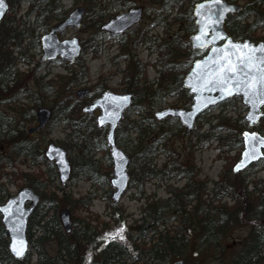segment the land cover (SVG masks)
Returning a JSON list of instances; mask_svg holds the SVG:
<instances>
[{
    "label": "rangeland",
    "instance_id": "1",
    "mask_svg": "<svg viewBox=\"0 0 264 264\" xmlns=\"http://www.w3.org/2000/svg\"><path fill=\"white\" fill-rule=\"evenodd\" d=\"M247 1L235 0L242 5ZM62 2L67 13L79 5L86 7L82 27L71 28L64 34L66 36L77 35L83 43V53L79 62H85L87 66L88 78L86 82L76 85L70 79L68 65L63 61L40 63L41 48L35 45V41L26 39L24 41L26 53H21V57L18 54V58L23 60L19 62L16 72L13 74L17 81H11L5 88L0 87V121L8 116V120H13L16 127L26 130L29 141L40 145L43 150L51 141L61 143L67 149L73 167V177L62 186L75 198L85 197L90 193L94 196L89 207L71 209L66 204L62 207L70 209L73 221L72 230L67 233L82 227L80 221L76 223V219H85L101 228V234L115 236L118 239H121L122 236L121 240L129 242L136 234V225L145 218L152 221L150 213L142 212L147 206V202L149 205L151 204L149 209L154 211L159 208L158 203L161 204L162 201L170 197L169 191H171L172 194H183V199L186 201L179 205L174 202L170 207L175 210L169 209L162 212L164 219L168 220L167 226L163 230L168 229L167 231L171 233L184 231L189 236L191 243L197 242L196 236L199 235H195L197 232L190 230V227H185L188 225V221L182 223L180 217L182 210L195 217L197 213L201 214L204 211H210L212 214L215 206L220 204L229 209L223 215H230L232 220L226 231L219 237L218 242L215 244L212 242L207 248L208 250L201 254L194 250L191 254L189 253L188 258H185L190 264H229L253 228L259 224L262 225L263 215L260 217V213L264 210V156L257 163L240 171L235 170V165L240 160L244 149L243 132L257 129L256 131L264 133V123L260 122L255 125L256 127L254 126L256 128L254 129L249 127L244 119L240 121V116H243L247 111V106L238 97L226 100L220 107L216 105L206 110L198 118L195 128L189 133H186L183 126L176 120L168 121L163 128H157L153 133L160 132L166 136L165 141L162 139L164 145L158 146L160 153L154 162V167L159 169L168 159H174L189 175H178L174 171L175 174L169 177L151 178L145 181L144 188L141 187V181L135 178V183L127 190L121 201L114 203L109 195L112 190L110 184L102 186L100 182L91 179L90 174L92 173L88 171L85 173L82 169L86 167L84 158L90 156L84 151L86 139L96 143L88 142L93 150L91 152L92 160L98 165L99 171L102 174H108V177L112 173V161L110 157H107L109 148L104 149L103 145H100V142L105 140L107 127L97 128L95 115L83 113L81 109L84 101L76 99V91L82 86H93L95 81L102 77L107 78L109 87L124 91L123 87L127 83L123 80L129 73L133 78H143L148 85L154 88L159 85L165 86L170 80L163 79L161 81L158 70L160 65L156 62L159 53L153 51L154 47L148 45V39L152 38L157 42H162L165 38H169L179 25L177 22L167 23L166 26L161 23L156 24L155 19L158 17L156 10H158L159 3L153 0H62ZM125 3L130 7L143 5L149 13L146 14L145 11L142 21L122 35L113 36L103 31L100 27L101 24L127 9L129 6H124ZM188 5L187 7L191 9L192 4ZM26 7L25 2L21 4L18 19L22 18ZM193 32L195 31L185 34L186 41L190 42V35ZM262 34V28L256 30V36H262ZM258 40L261 39L256 41ZM14 56H16L15 53ZM177 59L188 61V57L183 56H179ZM71 66L77 71L78 68L79 71L82 70L78 63ZM140 83L142 84L143 81ZM139 95L140 98L133 106L134 111L130 113L129 118H137L140 115L153 117L154 112L161 108L167 106L188 107L191 103L188 98L171 94L151 105L144 88H141ZM37 99L42 101L41 105L50 106L54 110L55 117L54 121L46 128L30 134L28 127L36 123V108L40 105L36 104ZM33 111L35 114L32 117ZM217 114H222L220 119L218 117L219 120L216 119ZM71 117L72 119H69ZM222 117L230 122L233 121L232 130L222 126L224 125L221 121ZM71 122L81 124L82 131L79 134L74 133V127L70 126ZM214 124L217 127H214ZM209 129L208 133L213 134L212 130H215V133L213 135L206 133ZM10 142L5 135L0 136V151L8 150ZM136 143L137 135L134 131L123 134L119 141V145L128 153L134 152ZM135 164L138 166L141 162ZM48 167L47 164H37L31 160L25 161L24 157L19 156L13 164L7 163L3 167L7 172L3 180L6 181L9 190L15 192L27 183V179L22 178L25 173L28 177H32L31 174L38 176L42 171L43 178H46ZM101 176L106 178L104 175ZM47 182L48 187L41 191L42 199L48 198L52 194L58 198L61 194V190L58 188V185H61L59 176L57 175L56 179ZM189 197L194 199L190 201ZM189 202L191 203L189 204ZM116 212H119V217ZM173 212H176V216L172 214ZM121 218L123 219L120 220ZM129 232L131 236L128 235ZM39 236L40 230H34L30 241L31 255L28 257L29 259L20 263L16 260L5 262L0 259V264H32L36 262L41 249ZM152 236L157 237V235ZM151 241V237L145 240L147 245ZM79 245L80 253L84 259V263L82 261L81 264H90L97 257L96 251L89 242L82 241ZM45 248L51 257L58 252L54 235L50 234ZM191 248L197 249V246L194 244ZM176 259L177 257L172 255V258L166 262L172 264Z\"/></svg>",
    "mask_w": 264,
    "mask_h": 264
},
{
    "label": "trees",
    "instance_id": "2",
    "mask_svg": "<svg viewBox=\"0 0 264 264\" xmlns=\"http://www.w3.org/2000/svg\"><path fill=\"white\" fill-rule=\"evenodd\" d=\"M24 1L28 4L27 10L22 14V18L18 19V11L20 10L21 3ZM153 1L159 3L158 10H156L158 14V17L155 19L156 24L161 23L166 26L167 23L177 22L179 25L178 29L173 31L170 37L165 38L162 42H157L156 39L152 38L148 39V45L154 47V51L159 53L157 63L160 65L158 70L161 81L163 79H169L170 81L165 86L159 85L157 88H154L148 85L143 78H133L130 73L126 75L123 81L127 84L123 88L136 92L133 106L140 98L139 91L141 88H144L146 97H148L151 105L159 102L160 99L167 98L171 94H178L179 96L190 99L187 89L182 86V80L185 73L189 70L191 63L204 52L202 49H193L191 43L185 39V34L196 30L193 6L199 0ZM9 2L10 10L0 24L1 88L7 87L10 81H17V78L13 74L16 72L17 64L20 61L18 54L21 57V53H26L24 41L26 39L33 40L35 41V45L40 47L39 37L41 31L47 29L54 20H58L66 15L62 0H9ZM189 3L192 4L191 9L187 7ZM124 6L130 5L125 3ZM176 7L178 8L175 9ZM147 13L149 12L146 11ZM182 25L184 26L182 27ZM225 27L229 34L236 39L250 37L254 40L259 38L264 40V0H248L240 11L229 14ZM261 28L263 29L262 36H256V30ZM14 53L16 56H14ZM179 56L188 57V61L178 60L177 57ZM78 64L79 67L83 68L81 71H79V68L77 71L72 66L69 67L70 79L76 84L82 81L81 78L88 76L85 62H79ZM106 79L102 78L101 83L103 85L106 84ZM141 81H143L142 84L140 83ZM99 89L94 88V96L98 93ZM235 99H233L234 102ZM40 103L42 101L37 99L36 104ZM133 106L130 112L134 111ZM34 114L35 111H33L32 117ZM129 114L124 118L118 128V140L120 141L122 135L125 133L129 134L130 131H134L137 135V143L134 152L131 153V185L135 183V178L141 181V187L144 188L143 184L145 181L153 177H160L162 179L163 177H169L175 174V172L183 176L189 175L174 159H168L159 169L154 167V162L160 153L158 146L164 145L166 136L164 133L158 131V134L153 133L156 132L155 130L157 128H163L168 121L176 120L179 123L178 119L169 117L160 121L154 116L144 117L141 115L137 118H129ZM220 115L222 114H217L216 119L218 117L220 119ZM7 117L5 116L4 120L0 121V130L3 131L4 129L0 136L5 135L6 139L11 141L8 150L0 151V203L12 193L6 181L3 180L4 175L7 174L3 167L7 163L13 164L16 157L22 156L25 161L31 160V162L37 164L45 163L49 166L46 170V178H43L42 171L39 172L38 176L31 174L32 177H28L25 173L22 177L26 178L27 183L39 192L48 187V180L53 181L57 178L55 165L46 159L40 145H35L29 141L26 130L16 127V123L13 124L14 121L8 120ZM69 119H72V117ZM221 119L222 123H224L222 126L230 128V130L233 129V121L230 122V120H225L223 117ZM239 120H243V116H240ZM70 125L74 127L75 133L79 134L82 131L81 124L79 125L78 122H71ZM214 127H217V125L214 124ZM209 131L210 129L206 133ZM212 132L214 134L215 130H212ZM208 134L213 135L211 132ZM240 141L242 142V140ZM88 142L96 144L94 142L92 143L90 139L85 140L84 151L90 154V156L84 158L86 167L82 169L85 173L87 171L92 173L90 176L95 182H100L102 186L109 185L108 174H102L99 171L98 165L92 160L91 152L93 150L90 148L91 144L88 145ZM100 145H103L104 149L107 148L106 140H102ZM107 157L109 158V154ZM136 162H141V164L137 166L135 164ZM168 165L169 167H167ZM101 175L106 176V178H103ZM58 188L61 190L60 196L55 198L52 194L48 198L44 197L31 215L28 237L31 241L33 231L36 229L40 230L39 242L41 246L38 252V259L32 264H81L82 261L84 263L79 245L82 241L89 242L97 253V257L90 264H171V262L166 261L171 259L172 255L174 257L188 258L189 253L191 254L194 250H197L200 254L207 251V248L212 244V239L209 235L210 239H207L206 235L209 233L210 235H215L213 237L215 238L213 239L214 244L217 243L219 237L226 231L227 226L232 220L230 215H223L225 211H229L223 204L215 206L212 214L210 211H204L201 214L197 213L195 217L187 211L182 210L180 212L182 223L184 224L188 221V225H185V227H190V230L197 232L195 235H199L196 236L198 241L191 243L189 236L184 231L171 233L167 231L168 229L163 230L167 226L168 220L164 219L162 212L164 210L174 209L170 207L174 202H177L179 205V203L186 201L183 199V194L171 193L169 198L162 201L161 204L158 203L159 208H156L154 211L149 209V207L151 208V204L149 205L147 202V206L144 207L143 211L144 213H150L152 221L145 218L140 224L136 225V234L133 240H129V242L118 238L113 239L110 235L101 234V228L85 219H76V223L80 221L82 227L80 229H74L71 233H67L60 223L59 208L65 204L71 209L89 207L94 196L90 193L88 196L75 198L63 186L58 185ZM189 199L192 201L194 198L191 199L189 197ZM114 207L116 208L117 204ZM50 211L52 212L49 214ZM116 214L118 217L120 216L119 212H116ZM172 214L176 216V212ZM263 214L264 210L260 213V217ZM117 221H119V218H117ZM50 234L55 236L58 246V252L52 257L45 248V243L50 238ZM128 235L131 236V233L129 232ZM152 235H157V237L154 238ZM150 237L152 241L147 245L145 240ZM194 244L197 246V249L191 248ZM0 254L2 255L0 257L1 261L13 262V258L8 252V236L2 224L1 215ZM30 255L31 249L27 257L24 260L18 261V263L25 261ZM229 264H264V228L262 225L259 224L253 228L249 236L245 239L243 246L231 258Z\"/></svg>",
    "mask_w": 264,
    "mask_h": 264
},
{
    "label": "water",
    "instance_id": "3",
    "mask_svg": "<svg viewBox=\"0 0 264 264\" xmlns=\"http://www.w3.org/2000/svg\"><path fill=\"white\" fill-rule=\"evenodd\" d=\"M241 8L242 4L228 0H201L195 4L193 13L197 30L190 35V41L193 49L208 47V51L204 56L194 60L183 78V86L192 94V104L189 108L169 106L157 110L155 115L158 119L167 116L178 117L187 131H190L197 117L204 110L235 95H240L248 106L245 119L249 125L258 123L260 119L264 122V103H262L264 101V40L256 42L250 38L235 39L225 28L228 14ZM8 9V0H0V22ZM143 10L142 5L130 7L105 21L102 28L114 34H121L142 19ZM85 11L84 6L74 8L41 35L40 43L43 51L41 62L56 59L58 56L74 62L80 56L82 53L80 38L78 36L61 38L60 33L70 27L80 28ZM245 45L247 47H244ZM237 84L239 87H236ZM87 91L88 89H80L78 95L81 97ZM133 99L132 91L115 92L112 89H106L92 103L83 107L86 112H93L99 107L101 113L96 118L98 127L110 125L106 140L113 163L110 183L114 188L111 197L115 202L122 198L131 180L129 172L131 158L128 152L118 144L116 129L125 111L132 105ZM37 115L39 126H43L52 117V109L48 106H40L37 109ZM35 129L31 127L30 131ZM243 136L245 148L235 166L236 170L244 168L263 155V134L245 131ZM45 155L55 162L60 180L62 184H66L72 173L66 148L51 142L45 150ZM39 200L40 195L31 186L26 185L0 204L1 220L9 237V253L15 259H23L28 253L29 218ZM60 219L64 228L70 231L72 219L69 209L60 210ZM14 246L17 250H22L23 254L17 255ZM173 264L188 263L180 258Z\"/></svg>",
    "mask_w": 264,
    "mask_h": 264
},
{
    "label": "flooded vegetation",
    "instance_id": "4",
    "mask_svg": "<svg viewBox=\"0 0 264 264\" xmlns=\"http://www.w3.org/2000/svg\"><path fill=\"white\" fill-rule=\"evenodd\" d=\"M9 1V0H8ZM10 3V2H9ZM8 14V13H7ZM6 14V15H7ZM6 15H5V17H6ZM4 17V18H5ZM4 18L2 19V21L4 20ZM61 19V18H60ZM59 20V19H58ZM57 20V21H58ZM1 21V22H2ZM1 24V23H0ZM51 27V25L47 28V29H45V31H48L49 30V28ZM70 28H68L67 30H69ZM66 32H64V33H61L60 34V36L61 37H64V36H66V35H64ZM79 60H80V57L74 62V63H70L69 61H67V60H64V59H62L60 56H58L56 59H54V60H51V61H46L47 63L48 62H54V61H63L66 65H68V68L70 67V65H72V64H77V63H79ZM81 69H83V68H81ZM69 73H70V71H69ZM88 78V76H86V77H83V78H81V80L82 81H80V83H78V84H76V85H79V84H83V83H85L86 82V79ZM102 78H105V77H102ZM102 78H100V79H97V81H95V83H94V85L93 86H89V87H87V86H82V87H80V88H78L77 89V91H76V96H77V100H79V101H84V105L82 106V111H83V107L85 106V104H87V103H89V102H91L96 96H99V95H101L102 94V92L106 89V88H109V86H108V83H107V79H106V84L105 85H103V83H101V81H102ZM94 88H100L99 89V91H98V93L94 96ZM80 89H88V91L87 92H85L84 94H83V96H79L78 95V90H80ZM100 90H101V92H100ZM117 91H119V90H117ZM83 113H85V114H88V115H93L94 116V118L96 119V114L97 113H99V110H97L95 113H87V112H84L83 111ZM37 123H35L34 125H32V126H30L29 128H28V130H29V132H31L30 131V128L31 127H35L36 129L32 132V133H35V132H37V131H41V130H43V127L42 126H39V124H40V122H39V120L38 121H36ZM80 124V123H79ZM31 133V134H32Z\"/></svg>",
    "mask_w": 264,
    "mask_h": 264
},
{
    "label": "snow or ice",
    "instance_id": "5",
    "mask_svg": "<svg viewBox=\"0 0 264 264\" xmlns=\"http://www.w3.org/2000/svg\"><path fill=\"white\" fill-rule=\"evenodd\" d=\"M244 47H247V46L245 45ZM225 62H227V61H225ZM250 83H251V82H249V84H250ZM236 87H239V84H237ZM124 99H127V98H124ZM262 103H264V101H262ZM245 135L247 136L248 134H245ZM245 155H248V153H245ZM238 168H239V166H238ZM121 231H122V230H121ZM115 238H116V237L113 236V239H115ZM120 238L123 239L122 236H121ZM14 251L17 252V255H22V254H23L22 250H17V249L15 248V246H14Z\"/></svg>",
    "mask_w": 264,
    "mask_h": 264
},
{
    "label": "bare ground",
    "instance_id": "6",
    "mask_svg": "<svg viewBox=\"0 0 264 264\" xmlns=\"http://www.w3.org/2000/svg\"><path fill=\"white\" fill-rule=\"evenodd\" d=\"M208 235L211 236L212 242H214L213 239H215V238H213V237H215V235L213 236V235H210V233H209V234L206 235L207 239H210V237H209ZM206 241H207V240H206Z\"/></svg>",
    "mask_w": 264,
    "mask_h": 264
}]
</instances>
